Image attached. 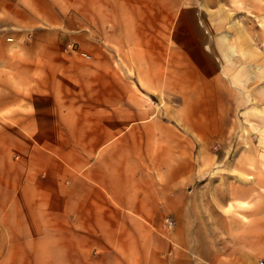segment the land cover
<instances>
[{
  "label": "rangeland",
  "instance_id": "rangeland-1",
  "mask_svg": "<svg viewBox=\"0 0 264 264\" xmlns=\"http://www.w3.org/2000/svg\"><path fill=\"white\" fill-rule=\"evenodd\" d=\"M71 1L11 0L14 7L0 13V129L4 130L0 131V154H5L2 148L15 146L16 152H9L14 159L33 158V149L23 148L30 142H40L30 123L45 128L55 140L61 134L66 139L71 129L79 126L80 130L84 127L83 133H92L98 123L105 128L121 122L108 119V113L128 111L130 104L133 109L129 99L119 96L116 89L109 97L103 87H93L109 73L95 71L94 58L83 47L86 44L92 49L96 43L93 15ZM197 2L203 6L197 13L201 28L204 19L216 22L211 30L217 38L202 45L205 54L212 56L213 80L207 82L211 85H203L204 71H186L181 65V72L175 73L181 85L170 82L168 87H150L143 94V107L150 112L172 115L180 111L181 119L175 121L174 128L181 134L180 158L197 165V179L183 180L185 190L174 204L181 215L168 214L160 221L163 231L159 235L164 242L142 248V234L136 232L124 237L130 239V245L124 246L122 239L118 246H112L108 233L99 230L98 223L93 225L87 217L78 221L76 208H69L67 232H61L57 224L35 245L10 249L0 264H177L184 259L191 264H235L248 260L249 253L264 258V200L250 190L253 178L248 173L240 174L238 182L222 177L220 167L226 160L253 166L255 154L260 153H254L255 147L261 157L264 155V0ZM114 49L119 62L125 64L119 54L123 50L116 44ZM128 74L134 76L133 72ZM173 74L166 73V80ZM125 75L121 73L118 78ZM29 111L33 112L32 121L18 116ZM40 111L52 114L44 116ZM73 137L74 142L82 143V138ZM125 139V133L115 137L117 144H124ZM165 153L166 159L179 157L176 150ZM52 154L59 159L65 156L73 165L77 161L115 159L114 152L103 149L54 150ZM237 187L248 189L245 199L237 198ZM193 191L196 198L190 196ZM177 220H183L186 230L180 233L184 237L181 248L174 252ZM257 243L259 249L252 246Z\"/></svg>",
  "mask_w": 264,
  "mask_h": 264
},
{
  "label": "crops",
  "instance_id": "crops-1",
  "mask_svg": "<svg viewBox=\"0 0 264 264\" xmlns=\"http://www.w3.org/2000/svg\"><path fill=\"white\" fill-rule=\"evenodd\" d=\"M10 1L0 0V13L14 7ZM72 1H77L78 6L93 15L92 34L96 43L92 49L83 45L88 49L84 52L91 53L88 55L94 58L95 71L109 73L102 76L105 80L95 82L94 86L91 80V85L103 87L106 89L104 94L108 93L109 97L115 92L127 97L133 109L130 104L128 111L108 113V119L121 122H112L105 128L98 123L92 133H83L84 127L80 130L79 126L71 129L72 134L68 133L66 139L61 134L55 140L45 128L30 123L33 134L40 136L38 144L29 141V145L23 147L24 150H28L27 147L33 149L30 160L14 159L9 152H16L15 146L2 148L5 154H0V261L10 249L35 245L57 224L61 232H67L69 208H76L78 221L87 217L86 221L93 225L98 223L99 230L108 233L110 245L118 246V241L123 239L124 246H128L130 239L124 237L138 232L142 234L141 247L148 249L154 242H164L160 238L162 218L174 213L181 215L174 204L180 201L185 190L183 180L197 179L195 161L180 158L181 134L174 130L177 127L175 121L181 119L180 111L170 113L172 115L164 111L150 112L143 107V94L148 93L150 87H168L170 82H177L179 86L180 77L177 74L175 79V73L181 72V65L186 71H204L212 76V56L205 54L202 45L206 40L217 38L211 30L216 22L204 19L205 26L201 28L197 13L203 6L197 0ZM114 44L123 50L119 54L124 56L125 64L117 59ZM128 72H133L134 76ZM168 72L174 74L167 81L165 75ZM121 73H125L126 78H118ZM13 112L18 113L16 109ZM32 113L18 116L32 121ZM49 114L52 112L46 111L44 116ZM120 133L126 134L124 144L116 143L115 137ZM74 135L82 138V143L74 142ZM84 135L88 137L84 138ZM101 149L114 152L115 159L77 161L73 165L65 156L59 159L52 154L54 150L67 153ZM255 149L254 153H260L255 154L253 166L239 160H226L220 167L222 177L226 179L239 180L240 174L248 173L253 178L250 190L259 193L264 200V165L261 169L264 155L261 157V151ZM170 150H176L178 159L165 158V152ZM245 192H248L246 187L243 190L237 187V198L245 199ZM192 194L196 198V191L190 196ZM253 214L258 212L253 210ZM185 230L183 220H177L174 252L175 248H181L184 237L180 233ZM252 246L259 249L260 243ZM247 257L248 260L235 264H258L262 258H255L253 253ZM177 264H191V260L184 259Z\"/></svg>",
  "mask_w": 264,
  "mask_h": 264
},
{
  "label": "bare ground",
  "instance_id": "bare-ground-1",
  "mask_svg": "<svg viewBox=\"0 0 264 264\" xmlns=\"http://www.w3.org/2000/svg\"><path fill=\"white\" fill-rule=\"evenodd\" d=\"M226 23V22H225ZM221 30V29H220ZM204 75H203V85L205 86V87H207V86H209V85H211V84H207V82H212V80H213V73L211 72V74H212V76H210V74L209 73H203ZM210 77H212V78H210ZM263 139V138H262ZM264 141V140H263ZM262 141V142H263Z\"/></svg>",
  "mask_w": 264,
  "mask_h": 264
},
{
  "label": "built area",
  "instance_id": "built-area-1",
  "mask_svg": "<svg viewBox=\"0 0 264 264\" xmlns=\"http://www.w3.org/2000/svg\"><path fill=\"white\" fill-rule=\"evenodd\" d=\"M258 264H264V258H261V259L258 261Z\"/></svg>",
  "mask_w": 264,
  "mask_h": 264
}]
</instances>
